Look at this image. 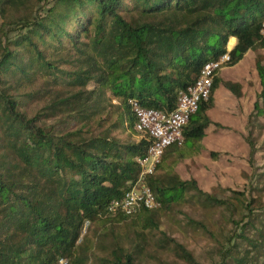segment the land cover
<instances>
[{
    "label": "trees",
    "instance_id": "trees-1",
    "mask_svg": "<svg viewBox=\"0 0 264 264\" xmlns=\"http://www.w3.org/2000/svg\"><path fill=\"white\" fill-rule=\"evenodd\" d=\"M263 24L264 0H0V264H54L59 257L68 264H140L144 243L133 228L144 222L142 229H155V212L187 201L228 209V197L201 191L174 169L203 151L206 130H225L207 111L219 87L242 96L220 71L249 51L259 91L245 128L260 132ZM229 38L235 43L207 101L190 117L182 143L167 147L146 178L159 207L108 217L107 204L134 182V157L149 145L113 135L133 132L127 101L171 111L177 92L194 82L203 63L225 53ZM244 141L253 168L250 132ZM218 156L208 152L211 160ZM226 192L238 202L240 217L230 219L232 230L214 264H264V202ZM85 221L92 227L79 240ZM120 227L139 243L122 247L113 235ZM108 237L111 245L104 243ZM96 248L107 255L96 257ZM161 248L198 264L173 240Z\"/></svg>",
    "mask_w": 264,
    "mask_h": 264
},
{
    "label": "rangeland",
    "instance_id": "rangeland-1",
    "mask_svg": "<svg viewBox=\"0 0 264 264\" xmlns=\"http://www.w3.org/2000/svg\"><path fill=\"white\" fill-rule=\"evenodd\" d=\"M232 45L233 40H228V43L226 41L225 52L231 49ZM258 54L263 55L264 51L259 50ZM254 55L249 51L235 66L220 71L224 79L237 83L242 93L239 99H235L222 87L216 91V103L208 115L225 130H214L212 127L206 130L202 140L203 151L192 159L180 162L174 169L181 180L194 179L201 191L218 198L228 197L230 207L226 210L203 209L193 201H187L170 211L155 212L153 217L155 229H142L144 222L133 228L140 232V243H144L140 264H185L171 251L161 248L162 243L168 240L180 244L198 264H214L224 237L232 230L230 219L237 220L240 217L238 202L230 197L226 190L243 193L247 198H260L264 202V115L258 119V124L262 127L260 132L254 130L253 126L249 130L245 128V119L252 110V103L259 91L252 65ZM107 126L108 124L102 126V129ZM248 132L252 134L255 145L253 168L249 166L248 147L244 141ZM113 135L123 141L132 142L138 139V135L130 130L123 133L115 132ZM211 151L219 153L216 160L209 159L208 152ZM236 198L242 200L241 197ZM86 227L91 229L92 226L87 223L85 229ZM82 235L79 236V240ZM113 235L125 248L139 243L137 240L139 238L123 227L114 230ZM104 243L111 245L113 242L108 237ZM94 253L100 258L107 255L108 250L96 248Z\"/></svg>",
    "mask_w": 264,
    "mask_h": 264
},
{
    "label": "built area",
    "instance_id": "built-area-1",
    "mask_svg": "<svg viewBox=\"0 0 264 264\" xmlns=\"http://www.w3.org/2000/svg\"><path fill=\"white\" fill-rule=\"evenodd\" d=\"M227 52L203 63L194 82L177 92L171 111L143 108L133 100L127 101L134 117L132 130L139 138L146 139L149 145L145 154L134 157V163L139 169L134 182L121 198L107 204L105 214L108 217L130 216L140 210L159 207V202L146 185V178L153 174L167 147L182 143L183 129L190 117L196 113L199 104L206 102L209 97L214 74L229 60ZM86 224L83 223L79 236L84 233ZM54 264L68 263L59 257Z\"/></svg>",
    "mask_w": 264,
    "mask_h": 264
},
{
    "label": "crops",
    "instance_id": "crops-1",
    "mask_svg": "<svg viewBox=\"0 0 264 264\" xmlns=\"http://www.w3.org/2000/svg\"><path fill=\"white\" fill-rule=\"evenodd\" d=\"M229 40H233V45H234V43H235V39H234V38H229ZM233 45H232L230 48H232ZM229 50H230V49H227V51H229ZM220 77H221L222 80H224V81H228V80L224 79V77L222 76V74H220ZM217 90H218V89H217ZM217 90H216V91H217ZM216 91H215L214 96H213V98H214L213 106H214L215 103H216V98H215V96H216ZM209 110H210V109H209ZM209 110L207 111V116H208V117H209V115H208ZM202 140H203V139H202ZM201 143H202V146H203V148H204V143H203V141H202Z\"/></svg>",
    "mask_w": 264,
    "mask_h": 264
}]
</instances>
